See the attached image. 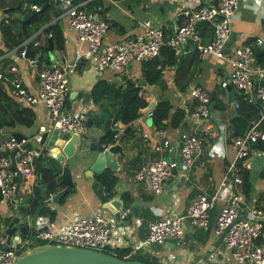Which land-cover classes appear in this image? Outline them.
<instances>
[{
    "label": "crops",
    "instance_id": "0c3cea01",
    "mask_svg": "<svg viewBox=\"0 0 264 264\" xmlns=\"http://www.w3.org/2000/svg\"><path fill=\"white\" fill-rule=\"evenodd\" d=\"M98 1L102 6L100 10L101 16L106 18L110 25L103 40L105 42H112L128 34L140 33L142 30V22L146 19H149L151 24L161 27L165 33L169 34L178 24L182 23L184 17L182 11L184 9L195 7L197 4H203L208 0ZM18 3L19 7H17ZM17 4L9 13L7 12L9 8L0 4V21L4 20L7 22L6 19L8 18H19L21 22H26L32 17L30 16L31 11H35L36 13L49 5V20L41 26V33L35 31L31 35L38 34L39 45L37 46L41 47V52L36 54L40 60L37 67L47 65L51 59H54L60 63L67 64L70 70L68 73L69 91L65 100V107L67 110H84V112L86 110L85 119L89 116L88 114L91 111L98 114L101 107L93 104L90 95V91L94 84L98 80H103L115 86H125V81H131L133 78H135L140 85H143V90L146 93V99L144 100L147 102V105L151 101H153L155 106L158 100H167L170 104L169 115H171L175 109H180L184 113L192 106L193 101L189 98L188 94H186L184 90H179L175 83V69L173 71L161 70V80L159 84H148L145 81L144 83H140L141 80H143L140 77V63L134 60L130 61L125 66V72L124 70L114 71L110 68H97V66L89 63L80 55L83 48L78 45L74 30L68 27L66 17L60 13L56 0L41 1V6L39 5L38 10L30 9L29 3L25 0L21 3L17 2ZM26 10L29 11L28 19L23 18L22 14V12ZM47 25L57 26L63 37V43L61 45L52 41V48L50 50L48 49L47 42V38H50V36L43 32V28ZM256 37H260L263 40L261 48H263L262 59H264V0H261L259 5L256 4V0H239V5L231 20V30L226 42V48L229 49L249 41L254 42ZM1 42L0 33V70H6L10 65H14L19 70L27 91L34 93L37 89L36 68L29 65L25 58H21L16 49H6L2 46ZM193 47L191 41L181 44L180 56L183 57L181 63L184 68L193 56ZM74 49L76 52L75 58L80 56V60H74ZM72 61L73 63H70ZM184 70V76L181 78V84L184 85V88L187 89L191 84H199L210 92L215 102L214 107L217 102H221L224 105L222 110L213 107L211 117L214 132L205 135L206 140L202 143L197 153L194 154L192 165L187 168L179 166L172 169L163 181L160 191H151L143 182L132 180L133 171L150 159L162 154L178 160L179 156L176 146L179 143L178 137L180 133L182 131L199 133V131L184 120L183 117L175 127L170 126L169 120L165 119V127L157 129L152 124L151 116L146 114L147 111H144L147 105L138 110V115L127 126L120 121L113 123L112 120L111 128H117L118 132L114 135H108V138L110 136L113 138V141L108 143L117 142L118 136L129 126V130L125 133L121 143V150L124 155L121 156L119 153L114 154L117 168L114 170L116 181L113 188L114 196L112 197L118 198L121 201L119 219H116L108 209L101 206V201L93 191L92 182L95 180V176L87 178L83 174L94 156L91 157L87 155V158L77 163L78 153L85 152L90 136V133L86 135L83 134V122L81 131L76 132L79 134V137L74 143L75 151L73 155L64 159L66 162L65 164H68L71 168L73 179L70 186H72V190L64 195L59 202L48 204L45 201L35 171H33V174L21 175L20 181L18 177L16 178V189L18 193L15 198L16 204L22 203L23 198L29 197L30 201L27 207L28 217L34 218L29 229L27 228L25 234L21 235L20 240L23 238L33 239L32 237L38 227V220L41 217L47 218L48 216L57 226H65L77 216H86L93 212L100 211L108 215L112 227L110 240L108 246H106L107 251L110 253H115L117 248H125L128 251L123 257L129 258L136 255L141 257L146 256L156 261L160 260V263L163 261L167 264H200L202 260H207L210 252L219 249L218 246L221 245V241L217 246L214 245L218 235L213 233L212 227L218 209L226 200L225 195L228 190L227 187L221 185V180L228 176L230 182L226 181V185H234L232 182L233 175L229 174L227 169L228 158H232L233 150L229 145L225 149V155L219 157L213 153L212 149H210V145L217 143L219 140L218 134H225L220 130H226V134L231 135L230 119L237 105L235 102L237 92L231 88V96L229 97L226 88H222L219 85V81L225 75L226 65L222 61H217L211 56L207 55L200 58L198 55V57H195L193 62ZM0 86L2 87L1 83ZM138 87L140 88V86ZM2 89L13 101L29 109L33 113V119L29 126L18 122L14 126L9 127L0 122V141L12 136L13 132H18L25 136L26 141L31 142L30 147L38 148L40 152L43 150H50L45 146V143L35 144L32 142V136L39 131L42 133V128L43 130L51 129L44 104L41 102L29 104L22 100H15L8 94L4 87H2ZM83 93L89 94L88 101L85 103H81ZM261 107L262 111L259 118L252 122H258L259 124L260 120L264 117V115H262L264 113V107L262 105ZM110 110L111 109H109V111ZM92 124L99 128L101 121L98 118L95 120L92 119ZM59 132L61 133L62 131ZM142 133L147 134L148 137L144 139ZM92 134L100 135L101 131L94 129ZM156 136H159L158 138L160 140L162 137H168L170 139L168 150L161 152L152 149L151 142ZM262 144H264V142ZM252 146L256 147V145ZM8 154L11 168H13L11 163L12 158L16 167L18 161L17 155L14 153L12 156L11 151H8ZM37 157H35V159ZM235 167L243 168L239 164H236ZM240 169L237 170L238 173ZM243 169H248L249 171L250 166ZM54 178L57 184V190H60L62 185L58 184L59 178L55 176ZM251 183L253 184V191L246 196V200L248 203L253 202L262 209L264 224V163L257 178ZM239 186L241 188V184ZM33 189H37L41 197L40 200H42L44 206H47L48 209L52 211L51 214L29 211L31 198L33 197ZM122 193H126L132 198L130 204H134L136 207L135 215L129 211L130 204L125 205L122 201L120 195ZM198 193H215L217 196L214 208L210 212L211 226L209 230L191 227L185 223L183 237H181L179 242L174 243L173 246H169L165 242L159 245L157 243L140 245L146 235L148 222L162 215L183 214L190 199ZM52 194H54V192L51 193V195ZM123 210H126V212L124 213ZM5 218H9L10 221L12 220L11 222H13V219H21V214L10 204L8 196L6 198L2 196L0 200V232L3 230L4 226H6L2 222ZM262 240L264 241V229ZM15 241L18 243V239ZM207 264H215V260L213 259L207 262ZM229 264L235 263L229 259Z\"/></svg>",
    "mask_w": 264,
    "mask_h": 264
},
{
    "label": "built area",
    "instance_id": "2783aa9c",
    "mask_svg": "<svg viewBox=\"0 0 264 264\" xmlns=\"http://www.w3.org/2000/svg\"><path fill=\"white\" fill-rule=\"evenodd\" d=\"M56 1L60 13L66 17L68 27L74 30L78 45L83 48L80 55L97 68L123 71L132 60L141 63L158 56L161 46H167L175 55H179L181 44L190 40L200 58L208 55L226 65L225 75L219 81L222 88L230 86L237 92V97L247 102H259L264 107V63L257 64L254 53L256 47L262 46V38L256 37L254 42L249 41L233 46L227 52L224 50L231 30V20L239 0H208L203 4L184 9L182 23L169 34L146 19L142 22L140 33L128 34L112 42L103 40L110 25L106 18L101 16L100 4L89 7L86 4L89 0ZM29 7L32 10L39 9V6L34 3H30ZM203 21L208 22L212 28V37L207 42H202L197 33V25ZM31 41L33 45H39L38 40H32L30 37L20 44L17 51L21 58H25L29 65L36 68V91L34 93L27 91L21 74L14 65H10L6 70H0L2 87L15 100H22L29 104L43 103L51 129L56 128L69 133L81 131L86 110L85 112L84 110L69 111L65 107L70 71L67 64L51 59L47 65L37 67L40 63L38 57L36 55L28 57L26 54L27 43ZM159 67L162 71H173L175 63H164ZM131 81L140 86L137 95L146 99L143 85H140L135 78ZM185 89V93L193 104L183 113V118L199 133L193 131L180 133L178 160L162 154L133 171L132 180L143 182L153 192L160 191L163 181L172 169L179 166L190 167L194 154L206 140L205 135L214 132L209 109L210 92L199 84H191ZM146 114L151 116V111L148 110ZM220 131L225 133L218 134L219 140H223L224 151L229 145L233 150L232 158H228L227 169L229 174L233 175L234 185H226V181L230 182L228 176L221 180V185L228 190L225 195L226 200L215 215L212 231L215 235L224 231L220 240L222 248L210 252L207 260H202L200 264H207L213 259L215 264H229V259L235 264H264L263 211L253 202H247L239 186L241 177L237 170L241 167H235L239 164L243 168H248L252 156L264 153V150L252 146L258 141H264V130L258 127V122H252L242 135L232 136L226 134V130ZM142 136L144 139L148 137L145 133H142ZM158 137L152 140V149L161 152L168 150L170 139L162 137L160 140ZM40 138L39 131L32 136V142L38 144ZM25 142L26 138L17 141L13 136L0 141V193L5 198L16 189L18 172L21 175L33 174L34 159L42 152L35 147H23ZM215 144H211L210 149H213ZM13 148L17 149L15 154L18 157L15 168H11L8 154V151ZM46 154L50 156L51 151L46 150ZM216 201L215 193H198L190 199L183 214L162 215L151 220L147 224V232L140 245L160 244L172 237L181 239L184 235L185 223L191 227L209 230L210 212ZM123 212L125 213L126 210ZM41 218L32 237L35 244L47 242L100 251L107 250L112 227L108 215L103 212L96 211L90 215L77 216L65 226H57L48 216L42 218L45 222ZM33 239L23 238L15 247L0 248V264H12L19 253L34 244ZM3 241L4 238L0 236V242ZM163 264L166 263L163 262Z\"/></svg>",
    "mask_w": 264,
    "mask_h": 264
},
{
    "label": "trees",
    "instance_id": "16d2710c",
    "mask_svg": "<svg viewBox=\"0 0 264 264\" xmlns=\"http://www.w3.org/2000/svg\"><path fill=\"white\" fill-rule=\"evenodd\" d=\"M23 0H0L1 5L7 6L9 8L7 12L9 13L13 10L17 2H22ZM29 4L34 3L38 6H41V1L43 0H25ZM78 1V0H76ZM87 6H92L99 4L98 0H89L87 1ZM49 5L44 9L37 11L32 17L26 21L21 22L19 18L6 19L0 21V33H1V43L6 49H16L20 48V44L32 38V40H38V34L31 35L33 32L41 33V26L45 24L50 17L48 13ZM23 18L29 16V11L26 10L22 12ZM43 32L50 34L51 40L61 45L63 43V37L60 29L55 25H47L43 28ZM39 33V34H40ZM197 33L200 36L202 42H207L212 37V28L208 22L203 21L197 25ZM31 35V36H30ZM26 54L28 57H33L37 53L41 52L40 46H35L30 43H27ZM256 63L263 64L264 59H262L263 48L256 47L254 50ZM192 58L187 63L186 67L193 62L195 57H198V53L195 47L192 50ZM183 57L175 55L173 50L167 46H161L160 53L158 56L146 59L140 63V77L148 84H159L161 80V69L160 65L164 63H176L175 68V83L178 86L179 90H184V85L181 84V78L184 76L186 67L182 66ZM125 86H115L111 83H107L103 80H98L90 91L91 101L93 104L101 107L100 111H109V109L118 107V111L113 116V123L120 121L124 125H128L137 115L138 110L147 105V102L137 95L139 87L135 85L132 81H125ZM236 108L234 114L230 119L231 124V135L238 136L242 135L247 126L254 120L258 119L262 111V107L259 102H247L239 97H236ZM170 104L167 100L160 99L157 101L156 105L150 109L151 111V120L152 124L157 129H162L165 127V119L169 120V124L172 127H175L179 124L183 117V111L180 109H175L171 115H169ZM216 109L222 110L224 105L221 102L215 104ZM89 117L92 119L97 118V114L94 111H91ZM33 113L22 107L20 104L13 101L2 89L0 86V122L12 127L16 123H21L23 125L29 126L32 123ZM258 127L264 130V117L260 120ZM131 133V132H130ZM129 133V135H130ZM113 138L110 136L108 142H112ZM264 141H258L255 145L256 147L264 150ZM48 156L46 151L43 150L41 154L35 159L34 171L36 173L37 180H42L49 184L50 193L57 191V184L53 175V170L47 163ZM239 175L241 177V190L244 196H248L252 190L253 184L249 181V171L248 169L241 168L239 170ZM95 180L99 181L103 186L104 194L107 198L114 196V184L116 181V176L114 170L104 169L102 172L95 175ZM72 190V186L68 187L67 193ZM18 194V193H17ZM16 194V197H17ZM121 199L125 205H129L132 201V198L126 194L122 193ZM40 195L37 189H33V197L30 202V212L39 211L44 214H51L52 211L48 209L47 206H44L42 200H40ZM14 220V219H13ZM12 221V220H11ZM9 218L3 219V224L8 225L11 223ZM264 229V224H263ZM127 249H116L115 255L123 258V255L127 253ZM109 252V251H104ZM128 258V257H124ZM129 258L141 260L151 264H160L158 261L152 258H147L146 256H131Z\"/></svg>",
    "mask_w": 264,
    "mask_h": 264
},
{
    "label": "water",
    "instance_id": "95a60500",
    "mask_svg": "<svg viewBox=\"0 0 264 264\" xmlns=\"http://www.w3.org/2000/svg\"><path fill=\"white\" fill-rule=\"evenodd\" d=\"M17 7H19V3L17 4ZM34 13L35 11H31L30 16H32ZM47 42L48 49L50 50L52 48V40L50 38H47ZM224 50L227 52L228 49L225 48ZM75 53L76 52L74 49V60H80V56L78 58H75ZM70 63H73V61ZM140 83H144V80H141ZM226 90L228 91V96L230 97L231 87L227 86ZM88 97V93H83L81 103L87 102ZM214 103L215 102L211 96V101L209 104L210 111L213 110ZM153 106L154 103L153 101H151L144 109V111L150 110ZM118 109L119 108L116 107L107 112L100 111L97 114V118L101 121V125L99 128L97 126H93L92 119L89 116L86 117L84 121L83 134L86 135L90 133V136L88 138L85 152L78 153L77 163H80L82 160L87 158V155L91 157L94 156L87 169L83 172L84 176L87 178L94 177L96 174L102 172L106 168L115 170L117 168V163L114 159V154L119 153L121 156L124 155L121 150V143L124 139L125 133L129 130V126L126 127L118 136L117 142L108 143V135H114L118 132L117 128H111L113 116ZM94 129L100 130L101 134H92V131ZM49 130H43L42 128L39 143H45V146L50 149L51 155L48 156L47 163L53 170V175L59 178L58 184L62 185V188L51 195L49 191V184L47 182L39 180L41 193L48 204L52 202H59L61 198L67 194L68 187L72 184L73 178L71 174V168L68 164H65L66 162L64 161V159L73 155L75 151L74 143L79 137V134L76 132L69 133L62 131L60 133L56 128ZM12 136L17 141L25 138V136L18 132H13ZM22 146L30 147L31 142L26 141ZM176 147L178 149V145ZM16 150V148H13L11 150L12 156L16 152ZM11 163L13 168H15L13 158L11 160ZM263 163L264 153L257 156H252L250 158L249 180L251 182H254L257 178L259 171L262 169ZM17 177L20 181L21 174L19 172L17 173ZM92 188L98 199L101 201V206L108 209L116 219H119V209L121 206V201L118 198L114 197L107 198V196L104 194L103 186L97 180H93ZM16 194L17 189H15L12 194H9L8 198L13 208L21 214V219H14L13 222L4 226L3 230H1L0 236L4 237V241L0 242V248H8L9 246L15 247L17 245L15 240H20L21 235L25 234L26 229H29L31 222L34 220L33 217H28L27 212L28 202L30 201V198L25 197L23 198L22 203L16 204ZM1 199L2 195L0 193V200ZM129 211H131L134 215L136 214V207L134 206V204L129 205ZM223 233L224 231L217 236V239L214 242L215 246H217L220 242ZM180 240L181 239L177 237H172L167 238L165 240V243L169 246H173L174 243L179 242ZM32 242L34 243L33 246L28 247L26 250L19 253L12 264H151L137 259L121 258L112 253L90 248L57 245L47 242L35 244L34 239Z\"/></svg>",
    "mask_w": 264,
    "mask_h": 264
},
{
    "label": "clouds",
    "instance_id": "9594fccd",
    "mask_svg": "<svg viewBox=\"0 0 264 264\" xmlns=\"http://www.w3.org/2000/svg\"><path fill=\"white\" fill-rule=\"evenodd\" d=\"M260 3H261V0H256L257 5H259ZM212 151H213V153H215L219 157H223L225 155L224 145H223L222 139L217 141V143L213 146ZM32 246L33 245H31L30 247H32Z\"/></svg>",
    "mask_w": 264,
    "mask_h": 264
},
{
    "label": "rangeland",
    "instance_id": "374dc122",
    "mask_svg": "<svg viewBox=\"0 0 264 264\" xmlns=\"http://www.w3.org/2000/svg\"><path fill=\"white\" fill-rule=\"evenodd\" d=\"M252 191H253V190H251V192H252ZM200 229H201V228H200ZM158 245H159V244H158ZM218 248H222V243H221V245H220V246H218ZM19 252H20V251H19ZM108 253H110V252H108ZM112 254H115V253H112ZM123 258H124V257H123ZM159 261H160V260H158V263H160ZM162 262H163V261H161V263H160V264H163ZM166 264H167V263H166Z\"/></svg>",
    "mask_w": 264,
    "mask_h": 264
}]
</instances>
